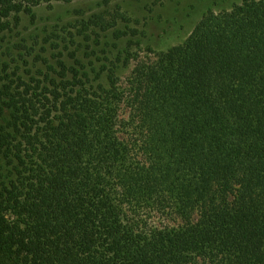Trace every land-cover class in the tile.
<instances>
[{
	"label": "trees",
	"instance_id": "1",
	"mask_svg": "<svg viewBox=\"0 0 264 264\" xmlns=\"http://www.w3.org/2000/svg\"><path fill=\"white\" fill-rule=\"evenodd\" d=\"M22 13L0 0V31ZM121 56L0 78V264H264V0L208 11L123 83Z\"/></svg>",
	"mask_w": 264,
	"mask_h": 264
},
{
	"label": "rangeland",
	"instance_id": "2",
	"mask_svg": "<svg viewBox=\"0 0 264 264\" xmlns=\"http://www.w3.org/2000/svg\"><path fill=\"white\" fill-rule=\"evenodd\" d=\"M22 2L32 8L33 17L22 13L17 23L11 21L8 30L0 31V70L6 71L0 76L3 83L16 77L25 82L32 77L42 79V74L51 65L56 67L59 60L66 65H72L75 59L93 61L99 66L103 57L115 61L118 55L130 60L127 67L117 70L123 83L137 61L153 59L154 54L182 44L205 13L228 11L242 0ZM96 16L103 19L107 31L100 33L90 26L85 33L82 25L86 26ZM85 35H91V39L88 41ZM73 52L74 60L70 56ZM97 58L102 62L96 61ZM128 113L122 106L119 115L122 123H127ZM120 131L125 133L122 128ZM142 216L150 226L162 223L153 213Z\"/></svg>",
	"mask_w": 264,
	"mask_h": 264
}]
</instances>
